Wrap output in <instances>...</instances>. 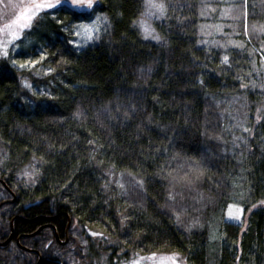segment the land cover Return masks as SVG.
<instances>
[{
  "label": "trees",
  "instance_id": "trees-1",
  "mask_svg": "<svg viewBox=\"0 0 264 264\" xmlns=\"http://www.w3.org/2000/svg\"><path fill=\"white\" fill-rule=\"evenodd\" d=\"M163 2L157 43L134 27L144 0H97L90 14L43 12L26 32L33 46L14 58L32 56L41 77L0 60V241L13 220L0 264H33L35 252L67 264H264V0ZM21 9L0 0V25ZM95 15L105 31L74 49L72 26ZM230 204L242 232L225 221ZM68 221L65 246L40 228L61 236Z\"/></svg>",
  "mask_w": 264,
  "mask_h": 264
},
{
  "label": "rangeland",
  "instance_id": "rangeland-1",
  "mask_svg": "<svg viewBox=\"0 0 264 264\" xmlns=\"http://www.w3.org/2000/svg\"><path fill=\"white\" fill-rule=\"evenodd\" d=\"M30 1V0H29ZM54 2V0H53ZM97 0H91L92 7L96 4ZM88 0H81L80 7H74L71 3V0H61L60 4H57L58 6H66L68 8H71L76 11L84 12L87 14L91 13V8L87 7ZM44 9L42 10L32 21L31 26L33 23L41 17V14L46 11H50L55 9ZM22 10V9H21ZM20 10V11H21ZM20 13V12H19ZM18 13V14H19ZM17 14V15H18ZM144 14V15H142ZM142 14L139 16V18L135 21L138 22L141 19H146L148 23L151 25L152 28H154V22H158L162 19V17H159L158 19L156 16H149L145 9V3H144V10ZM16 19V17L4 23L3 25H0V46L3 47V50L7 52V55L5 56L2 51H0V60L7 59L10 66L16 69L17 71H23V70H32L34 69V76L35 78L41 77L43 74V69L40 66V64L35 60L32 56H26L25 58H14V55L18 52H26L29 50L33 45V41L29 39V36L26 34V32L31 28L24 29L23 31H20L18 33V38L12 40L11 43H8V40L11 39L9 35H7L8 32V25H12L13 21ZM80 25H84V27H80ZM107 26L106 19L101 15H95L93 16L89 21L83 22V23H77L74 24L71 28V38L70 43L72 47L76 50H82L96 42V40L99 38V36L105 31ZM134 27L137 29L139 35L141 38L145 41H149L151 43H157L159 41L152 39L151 37H145V35L140 31V29L137 26V23L134 24ZM154 34H158L155 30ZM159 35V34H158ZM259 56L262 58V61L264 63V53L258 52ZM13 61L15 63H13ZM35 61L36 63H32ZM23 65V67H21ZM23 86L27 90L37 91V88L30 85L27 82L22 83ZM25 84L29 85L28 87L25 86ZM237 204H230L225 212V221L240 224L243 227L241 228V232L244 230L245 227V217H243L242 209L239 206V208L236 207ZM231 206V207H230ZM235 216H239V219H235ZM173 254H148V255H142V256H134L133 258L129 259L126 263L122 264H171L170 257ZM178 261L179 264H187L186 261L179 255Z\"/></svg>",
  "mask_w": 264,
  "mask_h": 264
},
{
  "label": "snow or ice",
  "instance_id": "snow-or-ice-1",
  "mask_svg": "<svg viewBox=\"0 0 264 264\" xmlns=\"http://www.w3.org/2000/svg\"><path fill=\"white\" fill-rule=\"evenodd\" d=\"M145 2V9L146 12L149 16H156L158 19L159 17H162L165 14L166 11V5L164 4L163 0H144ZM61 0H30V3L27 5L23 4V0H21V7L22 10L20 13L16 16V19L13 21L12 25H8V32L7 35L11 37L10 40H8V43H11L12 40L18 38V33L20 31H23L24 29L30 28L31 23L33 19L44 9H51L56 7L57 4H60ZM71 3L74 7H80L81 5V0H71ZM87 7L91 8L92 3L91 0H88ZM144 15V14H142ZM137 23L138 28L140 31L145 35V37H151L154 40L159 41L161 37L158 34L155 33V29L151 27V25L148 23L146 19H141ZM80 27H84V25H80ZM0 51L3 52V54L6 56L7 52L3 50V47L0 46ZM43 58V57H42ZM228 59L227 56L224 57V60L226 61ZM13 63H15L13 61ZM32 63H36L33 61ZM23 67V65H21ZM26 87L29 85L25 84ZM241 87H245V85L241 84ZM247 131V129H246ZM35 174V170L32 173H29L27 171L24 172L25 176H31ZM187 173H185L184 177H181V179H185L187 177ZM176 178L173 177V180ZM194 180L192 178L187 179V183L190 185L193 183ZM171 193H170V198H171ZM264 203V201H262ZM231 207V206H230ZM237 208H239V205H236ZM255 207V205H253ZM179 219V217H177ZM235 219H239V216H235ZM93 235H96L93 233ZM171 264H179L178 261V256L177 254H173L171 257Z\"/></svg>",
  "mask_w": 264,
  "mask_h": 264
},
{
  "label": "flooded vegetation",
  "instance_id": "flooded-vegetation-1",
  "mask_svg": "<svg viewBox=\"0 0 264 264\" xmlns=\"http://www.w3.org/2000/svg\"><path fill=\"white\" fill-rule=\"evenodd\" d=\"M44 226H50L49 228H51V230L53 231L54 241L57 243L58 246H65L70 241V238H69V235H68V230H67V232H65L66 231V226H65V228H64L63 233H62L61 236H59L57 234L56 229H54L51 224L50 225L49 224H42L40 226V228L41 227H44ZM25 236H28V235L21 233V234H19V235H17L15 237V244L18 246L19 249L27 250L24 246H21L19 244L20 239L23 238V237H25ZM7 237L8 238L10 237V230H9V234H8ZM12 238H13V232H12V236L10 237V239L6 243V245L11 242ZM5 241H0V248H4L5 247V245H3V243ZM31 252H33V251H31ZM35 254H36L37 257H36V260L34 261L33 264H40L42 261H49V262H52V263H55V264H67V263H64L63 261H60V260H57V259H54V258H44V259H42V257L39 255L38 252H35Z\"/></svg>",
  "mask_w": 264,
  "mask_h": 264
},
{
  "label": "water",
  "instance_id": "water-1",
  "mask_svg": "<svg viewBox=\"0 0 264 264\" xmlns=\"http://www.w3.org/2000/svg\"><path fill=\"white\" fill-rule=\"evenodd\" d=\"M13 199H14V197H13ZM13 199H12L11 201H9V202H12ZM4 203H6V202H4ZM1 205H2V203H0V206H1ZM41 219H43V220H47V221L53 220V218H41ZM12 222H13V220H11V222H10V237L12 236ZM68 227H69V221H68V223H67V225H66V231H65V232H67ZM38 231H39V230H37L36 232H34V233L31 234V235H35ZM31 235H29V236H31ZM10 237H9V238L3 243V245H5V244L9 241ZM39 259H40V258H39Z\"/></svg>",
  "mask_w": 264,
  "mask_h": 264
},
{
  "label": "bare ground",
  "instance_id": "bare-ground-1",
  "mask_svg": "<svg viewBox=\"0 0 264 264\" xmlns=\"http://www.w3.org/2000/svg\"><path fill=\"white\" fill-rule=\"evenodd\" d=\"M190 41V40H189ZM51 96V95H50Z\"/></svg>",
  "mask_w": 264,
  "mask_h": 264
}]
</instances>
